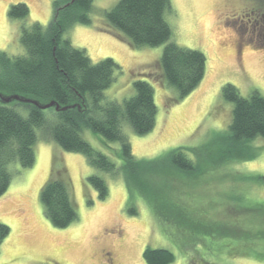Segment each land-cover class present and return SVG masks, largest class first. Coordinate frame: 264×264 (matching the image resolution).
Instances as JSON below:
<instances>
[{"label":"rangeland","instance_id":"1","mask_svg":"<svg viewBox=\"0 0 264 264\" xmlns=\"http://www.w3.org/2000/svg\"><path fill=\"white\" fill-rule=\"evenodd\" d=\"M65 1L0 0V52L22 54L21 26L37 22L46 29L53 2ZM118 1L93 0L91 23L73 24L63 36L92 63L110 58L117 64L104 92L107 100L122 104L134 96V81L150 83L157 109L153 129L140 136L122 124L133 157L153 161L152 170L138 181L149 186L155 205H178L187 224L201 222L205 229L162 222L142 189L127 186L118 142L88 128L81 132L93 150L115 164L113 175L36 131L33 165L20 169L10 164L11 181L0 196V223L9 228L0 244V264H146L142 253L147 247L170 251L174 258L169 264H264V140L250 142L246 151L254 154L251 159L223 158L233 105L221 95L222 86L231 84L242 97L253 90L264 97V0H169L165 20L171 41L206 59L203 79L183 99L162 76L164 45L133 47L108 24L105 12ZM16 3L28 7L24 21L7 16ZM18 110L26 115V108ZM178 148L191 170L171 163L170 154ZM90 176L104 180L105 199H99ZM51 177L67 185L76 212V220L65 228L52 225L40 201Z\"/></svg>","mask_w":264,"mask_h":264},{"label":"trees","instance_id":"2","mask_svg":"<svg viewBox=\"0 0 264 264\" xmlns=\"http://www.w3.org/2000/svg\"><path fill=\"white\" fill-rule=\"evenodd\" d=\"M92 3L93 0L53 2V16L46 29L37 22L21 26L22 54L10 56L0 52V95H15L39 105L54 103L42 110L33 104L17 101L4 104L0 100V196L11 181L10 164L16 162L20 169L33 165L36 131L42 139L56 143L65 151L83 154L90 166L116 174L111 159L93 150L81 137L82 130L88 128L106 141L119 143L120 171L127 186L137 185L142 189L144 198L162 222L181 228L187 225L191 231L194 225L196 232H203L201 222L187 224L184 208L155 205L149 186L143 180L138 181L152 170L153 161L133 157L122 124L127 122L140 136L153 129L157 109L150 83L134 81V96L122 104L107 100L104 92L114 80L117 64L110 58L92 63L83 49L74 47L63 36L73 24L91 23ZM170 11L169 0H119L105 12V18L133 47L164 45L160 58L162 76L176 89L177 99H183L203 79L206 59L200 51L171 41V29L165 20V14ZM28 14V7L23 3L11 5L7 12L10 20L24 21ZM221 95L233 105L223 140L226 150L232 151L223 153V158L228 161L251 159L254 154L246 151L250 142L257 138L264 140V97L257 90L242 97L231 84L222 86ZM19 106L26 108L25 116L18 110ZM170 160L181 171L193 168L182 148L173 150ZM88 181L99 199H105L104 180L90 176ZM40 201L46 218L54 227L65 228L76 220L68 187L60 179L51 177L45 183ZM8 234L9 228L0 223V244ZM142 258L146 264H169L174 257L168 250L147 247Z\"/></svg>","mask_w":264,"mask_h":264},{"label":"water","instance_id":"3","mask_svg":"<svg viewBox=\"0 0 264 264\" xmlns=\"http://www.w3.org/2000/svg\"><path fill=\"white\" fill-rule=\"evenodd\" d=\"M0 100L1 102H3L4 104H8V103H11L12 101H17V102H21V103H28V104H33L35 106H37L38 108L44 110V109H47L49 107H52L54 106V103L51 102L49 104H46V105H39L37 102L35 101H32V100H29V99H24V98H20L18 96H2L0 95ZM56 109L58 110V107L56 106Z\"/></svg>","mask_w":264,"mask_h":264},{"label":"flooded vegetation","instance_id":"4","mask_svg":"<svg viewBox=\"0 0 264 264\" xmlns=\"http://www.w3.org/2000/svg\"><path fill=\"white\" fill-rule=\"evenodd\" d=\"M257 22V20H255V23Z\"/></svg>","mask_w":264,"mask_h":264}]
</instances>
